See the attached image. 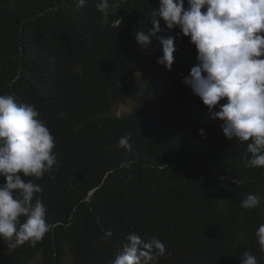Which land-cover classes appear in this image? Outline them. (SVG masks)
I'll return each mask as SVG.
<instances>
[{
  "label": "trees",
  "instance_id": "obj_1",
  "mask_svg": "<svg viewBox=\"0 0 264 264\" xmlns=\"http://www.w3.org/2000/svg\"><path fill=\"white\" fill-rule=\"evenodd\" d=\"M98 2L0 0V95L36 108L58 169L25 178L41 185L51 230L35 247L0 239V264H112L129 233L164 243L159 264H241L245 251L264 264V168L245 166L247 142L228 140L182 83L197 64L190 38L160 21L176 49L167 71L157 40L148 50L135 40L159 0H109L107 20ZM125 93L130 112L112 115ZM248 194L259 207H241Z\"/></svg>",
  "mask_w": 264,
  "mask_h": 264
},
{
  "label": "clouds",
  "instance_id": "obj_2",
  "mask_svg": "<svg viewBox=\"0 0 264 264\" xmlns=\"http://www.w3.org/2000/svg\"><path fill=\"white\" fill-rule=\"evenodd\" d=\"M86 3L77 0L78 7ZM96 7L107 20L109 0H99ZM161 20L166 29L178 28L190 38L197 51V64L182 83L199 97L213 119L222 122L228 140L247 142L242 154L245 166L264 168V0H187V8L184 0H159L151 12V29L138 30L135 40L141 50H148L157 40L162 49L157 64L171 71L174 38L158 36ZM222 100L227 102L220 104ZM130 139V135L121 137L119 147L130 150ZM54 148L55 138L33 105L18 104L14 95H0V177L5 181L0 186V239L10 250L25 243L35 247L51 230L43 197L37 195L43 189L25 178L39 180L48 174L55 179ZM259 205L255 194L241 201L244 209ZM111 236L106 231L101 239ZM256 237L264 247V224L258 226ZM125 240L112 264H159L166 253L164 243L155 237L145 241L129 233ZM240 260L241 264H259L249 251Z\"/></svg>",
  "mask_w": 264,
  "mask_h": 264
},
{
  "label": "rangeland",
  "instance_id": "obj_3",
  "mask_svg": "<svg viewBox=\"0 0 264 264\" xmlns=\"http://www.w3.org/2000/svg\"><path fill=\"white\" fill-rule=\"evenodd\" d=\"M139 75H143V72H140ZM132 106H133L132 100L130 99L129 95L125 93L123 95V99L120 102H118V104L113 108L112 115L115 116L125 115L126 113L130 112ZM39 263H40V259L39 257H36L33 260H31L28 264H39ZM66 263L70 264L69 257H67Z\"/></svg>",
  "mask_w": 264,
  "mask_h": 264
}]
</instances>
